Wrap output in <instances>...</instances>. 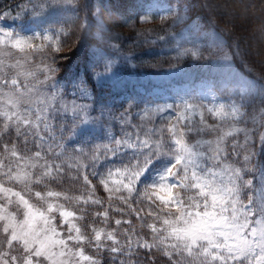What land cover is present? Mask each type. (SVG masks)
Instances as JSON below:
<instances>
[{
	"label": "snow or ice",
	"instance_id": "6c2138e0",
	"mask_svg": "<svg viewBox=\"0 0 264 264\" xmlns=\"http://www.w3.org/2000/svg\"><path fill=\"white\" fill-rule=\"evenodd\" d=\"M185 42L193 43L181 34L178 57L202 58L198 45ZM49 48L61 50L58 34L0 26V264H101L104 252L114 264H137L131 257L139 250L147 256L139 264H154L153 250L170 264H264V85L233 74L224 53L226 96L210 87L192 100L146 108L140 125L125 110L113 119L135 131L117 137L108 129L107 142L88 146L90 105L77 101L93 93L82 80L69 99L55 58L35 62L34 54ZM117 74L108 59L92 79L104 87L118 83ZM69 116L73 127L66 129ZM68 170L81 182L78 192L53 188ZM141 202L146 213L134 207ZM125 209L152 218L150 238L134 228L118 232L131 221L111 213Z\"/></svg>",
	"mask_w": 264,
	"mask_h": 264
},
{
	"label": "rangeland",
	"instance_id": "374dc122",
	"mask_svg": "<svg viewBox=\"0 0 264 264\" xmlns=\"http://www.w3.org/2000/svg\"><path fill=\"white\" fill-rule=\"evenodd\" d=\"M197 3L210 21L207 25H203L199 20L194 19L195 22L199 23L202 31H200L199 26L195 22L197 27L194 24H189L174 37L175 42L172 46H167L165 49L163 47L160 48L162 42L159 37L150 36L142 32L133 39H128L127 42L129 43H125L123 47L119 43H112L106 48L107 50H94L89 54L90 64L87 65L90 69L92 68V73L100 69L97 67L100 63L103 64L108 59H111L114 69L118 73L116 77L118 83L109 81L104 87L96 85V88H92L90 80L85 77L82 69L62 75V67L59 68L57 66L59 71L56 73V77L62 82V85L66 86L69 99L72 93L76 91V86L82 80L87 81L93 93L90 98L77 101V103L82 105H90V123L83 137L88 142V146L107 142L103 137L108 129H111L113 135L117 137L122 135V130L135 131L129 125H122L119 119H113V117H119L125 110H130L132 124L140 125L143 122L139 119V116L146 108H155L174 101L179 102L181 97L192 100L201 90H206L210 87L217 89L218 96H226L229 89L225 88L224 85L231 79V75L227 68L221 67L225 63L224 54L221 58L210 60V55L213 53H207L208 49L215 48L216 44L221 40L217 26L221 29V27H230L235 24L238 27V32L244 35L239 42L244 49H247L252 54L250 55L254 59L253 63L259 68L260 65L257 63H264V31L260 29V24L264 23V0H198ZM96 9H98L97 5ZM168 9L178 12L179 8L175 3H170L167 0H147L141 10L138 9L134 12L137 25L140 27L141 23L146 21L145 23L149 28L148 31L152 30V27L162 23L167 18L175 17L174 15L166 14L165 10ZM208 11L217 19L213 18ZM78 15L80 14L76 11L73 0H0V26L17 31L23 27L30 32L48 30L49 34H58L61 43L59 52L63 50L64 37L69 34V23ZM161 15H164L165 18L161 19ZM145 16H149L150 19H144ZM240 24L241 27L239 28ZM181 34L191 39L200 49L202 58H192L190 56L192 61L197 63L204 61L202 67L212 66L213 68L194 72L191 67H182L185 65L179 60L173 66H167L164 64L165 62L159 63L158 61L149 60L147 56L151 52H158L157 54L166 52L168 53L167 55L177 59L185 58L184 56L178 57L177 52L176 42L181 40ZM138 41H142L144 44H139ZM193 43L185 44V47L191 48ZM224 51L227 50H221V52ZM55 54L57 53L52 52L50 48L44 52L35 53V62L39 63L40 58H46L45 62H51L50 59ZM157 54L155 56L161 58ZM230 64L233 74L237 77L245 78L237 72L236 67L233 65V59H231ZM195 102L199 103L200 101L195 100ZM260 107L261 105H258L255 108L259 109ZM93 108L94 111L92 110ZM252 110V108H249V113ZM70 120L71 116H69L68 121H65L66 129L73 127L69 122ZM155 121L158 124L160 117H155ZM209 122H212L210 118ZM83 127V125H79L76 131L79 132ZM55 135L57 137L62 135L58 128H56ZM63 135L67 138L69 133L66 131ZM73 138L75 137L73 136ZM2 142L4 141H0V143ZM65 142L67 141L65 140ZM29 147H32L31 140L29 141ZM53 147L54 151H59L55 145ZM70 172L71 170L66 172L61 182L53 184V188L61 191L78 192L81 182L73 179L69 174ZM93 183L96 184L97 195L107 203V194L102 186L95 179H93ZM120 207L124 206L120 205ZM134 207L137 211L140 208H145L146 213L147 205L145 202H141L139 205L134 204ZM127 210L125 209V212ZM128 213L131 218L136 216L131 209H129ZM111 215L115 218H123L121 213H111ZM92 219L93 217L89 213L84 224L91 222ZM129 220L131 225H122L119 233H122L124 229L131 230V228H134L137 234L150 238L146 225L152 221L151 217L142 214V218L138 219V223L142 224V228H137L133 221ZM108 227H115L114 222H110ZM119 238L122 242L126 239L122 234L119 235ZM86 251L89 254H96L90 248H86ZM139 252L144 251L139 250ZM104 253L100 254L102 256L100 258L101 264H114L112 258L108 261L103 260ZM122 258L126 261L128 260L127 257ZM131 259L137 261V264L140 262L134 256Z\"/></svg>",
	"mask_w": 264,
	"mask_h": 264
},
{
	"label": "trees",
	"instance_id": "16d2710c",
	"mask_svg": "<svg viewBox=\"0 0 264 264\" xmlns=\"http://www.w3.org/2000/svg\"><path fill=\"white\" fill-rule=\"evenodd\" d=\"M146 1L147 0H74L73 3L76 11L80 15H78V17L76 16L68 25L69 34L64 37L63 50L57 52L55 56H52V58H55L56 66L59 68L62 67L61 74H70L71 72H77V69H82L85 77L90 80L91 87L96 88V84L92 79V68L90 69L87 65L90 64L89 54L92 51L107 50L106 48L112 45V43H119L123 47L125 43H129L127 42L128 39H133L142 32L150 36L159 37L160 39L164 37V39L160 40L162 42L160 48L163 47L165 49L167 46H172L174 44V37L184 29L188 22H195L194 19H197L203 25H207L210 21L202 12V8L197 3L198 0H167L170 3L178 5V14L183 17V19L177 23L176 16L174 18H167V20L157 24L151 28L152 30L148 31L149 28L145 23L146 21L141 23L139 27L137 25L136 15L134 16L135 10H141L143 6L142 3ZM96 5L98 9H96ZM208 12L213 16L210 11ZM213 18L217 19L214 16ZM195 23L199 26L200 31H202L199 23ZM240 27L241 24L239 28ZM217 28L220 31L219 35L221 39L220 42L222 41V47L208 49L207 53H213L210 55L211 57L209 59L221 58L224 53H228L232 56L233 65L236 67L237 72L249 80L264 85V63H257L260 65V68L253 63L254 59L251 56L252 54L249 53L247 49H244L239 42V40H241L240 38L244 35L238 32V27L234 24L230 27L226 26L220 29L217 26ZM260 29L264 31L263 22L260 24ZM138 43L144 44L142 41H138ZM246 45L248 46L247 43ZM221 50L227 51L221 52ZM157 53L158 52H151L147 57L152 61L165 62L167 66H173L177 60H179L185 65L182 67H191L195 71L213 68L212 66L202 67L204 61H200V63L193 62L190 56L177 59L163 52L160 53L161 58H158L155 56ZM101 64L102 63L97 67L100 68ZM261 159H264V157H261ZM128 212L129 209L124 212L122 216L123 219H131L137 228H142V224L138 223L137 216L131 218ZM119 231L120 229L118 232ZM104 254L103 260L108 261L111 259L110 253ZM151 255L154 257V264H170L166 257H163L155 250H153ZM101 257L100 255V258ZM134 258L139 261L147 260V256L144 252H140L139 256L134 255Z\"/></svg>",
	"mask_w": 264,
	"mask_h": 264
}]
</instances>
